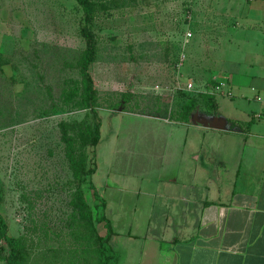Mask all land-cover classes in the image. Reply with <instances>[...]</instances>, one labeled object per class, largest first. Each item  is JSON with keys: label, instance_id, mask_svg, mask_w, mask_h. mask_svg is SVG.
I'll return each mask as SVG.
<instances>
[{"label": "rangeland", "instance_id": "rangeland-1", "mask_svg": "<svg viewBox=\"0 0 264 264\" xmlns=\"http://www.w3.org/2000/svg\"><path fill=\"white\" fill-rule=\"evenodd\" d=\"M85 1L92 11L88 30L96 40L90 65L96 112H90L83 92L89 41L82 4L0 0V209L10 235L28 233L41 246L63 242L71 213L73 174L62 121L94 126L102 120L97 154L87 147L93 172L83 184L86 199L120 233L133 226L140 233L149 199L143 194L146 182L168 181L166 174L159 179L158 173L139 174L148 155L155 161L153 140L146 139L167 133L143 113L167 114L178 86L192 81L209 88L225 81V73L248 70L251 40L260 35L256 29H236L226 18L243 11L241 0ZM235 86L234 98L217 97L227 116L240 98ZM193 129L197 137L211 131ZM97 226L106 233L104 223ZM142 243L131 241L135 255ZM2 244L9 251L6 241ZM0 264H7L5 258Z\"/></svg>", "mask_w": 264, "mask_h": 264}, {"label": "crops", "instance_id": "crops-1", "mask_svg": "<svg viewBox=\"0 0 264 264\" xmlns=\"http://www.w3.org/2000/svg\"><path fill=\"white\" fill-rule=\"evenodd\" d=\"M241 3L243 11L226 18L236 29L260 34L251 40L249 69L225 73V81L209 88L192 81L193 89L178 86L167 114L143 113L167 133L146 139L153 140L155 161L148 155L139 174L158 173V179L166 174L168 181L146 182L143 194L149 199L140 233L133 226L122 234L113 224L119 264H264V0ZM235 84L241 94L227 116L217 97L234 98ZM203 93L213 100L211 109ZM193 97L196 108L184 119L181 112ZM193 128L211 131L197 137ZM133 240H143L136 255Z\"/></svg>", "mask_w": 264, "mask_h": 264}, {"label": "trees", "instance_id": "trees-1", "mask_svg": "<svg viewBox=\"0 0 264 264\" xmlns=\"http://www.w3.org/2000/svg\"><path fill=\"white\" fill-rule=\"evenodd\" d=\"M86 13V24L83 33L89 41V46L82 60V73L85 78L83 92L89 110L96 112L94 94L96 89L90 73V65L96 50V40L88 30L91 9L85 0H78ZM206 105L211 109L214 104L211 97L201 94ZM197 99L190 98L185 104L181 116L187 119L196 108ZM114 109V108H111ZM116 110V109H114ZM101 119L94 126L84 124L82 121H62L60 123L61 136L65 145V157L72 170L73 179L71 193V213L66 223L63 242L56 246H41L35 243L28 233L18 236L9 234V226L0 209V257L5 258L7 264H119L122 253L111 244V237L115 233L112 220L106 215H100L86 199V188L83 184L93 172L88 167L87 147L92 146L94 151L101 138ZM94 189V188H93ZM95 191V196L100 199ZM2 202V189L0 187V204ZM104 223L106 233L103 235L97 224ZM6 241L9 251L2 244Z\"/></svg>", "mask_w": 264, "mask_h": 264}, {"label": "built area", "instance_id": "built-area-1", "mask_svg": "<svg viewBox=\"0 0 264 264\" xmlns=\"http://www.w3.org/2000/svg\"><path fill=\"white\" fill-rule=\"evenodd\" d=\"M188 35L192 36V33L190 32ZM187 88L188 89H193V84L192 83H188ZM228 94L231 95L232 94L231 91H228Z\"/></svg>", "mask_w": 264, "mask_h": 264}]
</instances>
